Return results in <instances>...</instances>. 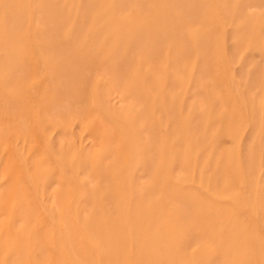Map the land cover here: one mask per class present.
<instances>
[{"label": "rangeland", "instance_id": "374dc122", "mask_svg": "<svg viewBox=\"0 0 264 264\" xmlns=\"http://www.w3.org/2000/svg\"><path fill=\"white\" fill-rule=\"evenodd\" d=\"M0 264H264V0H0Z\"/></svg>", "mask_w": 264, "mask_h": 264}]
</instances>
